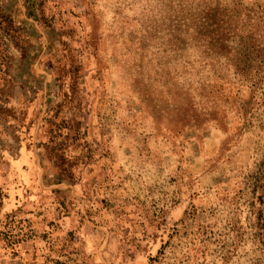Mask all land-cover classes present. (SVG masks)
<instances>
[{
  "label": "rangeland",
  "instance_id": "1",
  "mask_svg": "<svg viewBox=\"0 0 264 264\" xmlns=\"http://www.w3.org/2000/svg\"><path fill=\"white\" fill-rule=\"evenodd\" d=\"M240 1L262 77L264 0ZM187 3L0 0V264H264V99L186 39Z\"/></svg>",
  "mask_w": 264,
  "mask_h": 264
},
{
  "label": "trees",
  "instance_id": "2",
  "mask_svg": "<svg viewBox=\"0 0 264 264\" xmlns=\"http://www.w3.org/2000/svg\"><path fill=\"white\" fill-rule=\"evenodd\" d=\"M219 2L222 7L217 4L212 8L205 1L193 5V0H188L183 19L180 18L184 36L194 44L196 49L199 48V52L204 58L222 55L220 53L224 52L225 61L231 66L236 82L247 88L248 98L253 97L255 92H259L263 100L264 76L256 77L251 74L253 58H250L249 52L250 50L255 51L259 43L256 42L255 38L250 37L253 36L251 33L244 30L251 18H241L243 15L239 13L242 9L238 8L243 4L240 0H219ZM3 18L6 19V17ZM253 18L259 21L258 16ZM244 33L248 36H243ZM229 40H236L237 50L231 48L230 51L233 53L227 56L229 51L226 46ZM208 89L210 90V88ZM205 100L207 101V99ZM182 104L178 109L182 124L196 125L204 121H213L220 129H224L221 122L222 110L218 109L215 104L208 108L203 106L201 110L197 111L192 109L189 98H185L184 95ZM247 105L248 102L240 103L236 109L240 115L246 113ZM252 181L251 193L256 205H258L255 212L252 213L254 219L252 238L258 246H261L264 254V157L252 176Z\"/></svg>",
  "mask_w": 264,
  "mask_h": 264
}]
</instances>
